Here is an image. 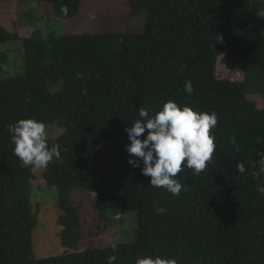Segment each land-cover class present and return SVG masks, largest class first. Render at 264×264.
Segmentation results:
<instances>
[{
  "label": "trees",
  "instance_id": "16d2710c",
  "mask_svg": "<svg viewBox=\"0 0 264 264\" xmlns=\"http://www.w3.org/2000/svg\"><path fill=\"white\" fill-rule=\"evenodd\" d=\"M30 1L74 20L84 0ZM129 5L131 17L147 15L139 32L44 35L33 27L20 37L0 28V45L20 42L24 58L20 75L0 77V264H108L109 256H116L114 264H135L143 256L175 264H264V108L249 98L264 99V0ZM222 55L239 79L217 77ZM7 59L0 53V66ZM185 81L193 85L191 95ZM168 100L218 117L213 158L199 175L187 167L178 173L186 189L179 196L150 187V177L129 165L126 151L125 129L139 118V108L154 115ZM28 118L63 130L48 138L60 158L42 178L58 189L60 240L73 252L33 253L34 168L13 154L8 132V125ZM80 191L93 201L99 223L107 213L135 211L137 239L77 251L85 234L82 214L89 211L74 199ZM157 207L166 211L157 215Z\"/></svg>",
  "mask_w": 264,
  "mask_h": 264
},
{
  "label": "rangeland",
  "instance_id": "374dc122",
  "mask_svg": "<svg viewBox=\"0 0 264 264\" xmlns=\"http://www.w3.org/2000/svg\"><path fill=\"white\" fill-rule=\"evenodd\" d=\"M147 22L145 11L131 17L129 0H84L81 13L74 20L57 18L52 8L41 1H17L0 0V28L9 32L18 33L20 37H26L38 29L42 34H82L98 31H141ZM34 27V28H33ZM264 36V31L263 34ZM19 43L0 45V53L6 52L8 59L6 64L0 66V77H16L23 72V49L20 51ZM217 77L237 80L241 74L231 71L226 66L224 55L218 59L216 67ZM259 107L264 108V99L260 96L249 95ZM49 137H57L62 129L56 125H46ZM45 168L34 169L32 181L33 212L37 215V225L32 232L33 253L37 258L62 255L65 252H73L75 249L62 246L60 240L61 227L58 224L60 210L57 206L58 189L56 186H48L42 174ZM83 192V193H81ZM75 201L89 207L88 214L83 212L85 220V234L76 249L104 248L112 245L131 243L137 239L139 230L138 216L135 211L121 214L107 213L104 222L93 220L96 214L84 191L74 194ZM85 211V210H83ZM100 227V228H99Z\"/></svg>",
  "mask_w": 264,
  "mask_h": 264
},
{
  "label": "clouds",
  "instance_id": "9594fccd",
  "mask_svg": "<svg viewBox=\"0 0 264 264\" xmlns=\"http://www.w3.org/2000/svg\"><path fill=\"white\" fill-rule=\"evenodd\" d=\"M62 11L68 14L66 6ZM184 90L189 95L194 92L191 81H185ZM138 116L132 126L125 129L130 141L126 145L129 165L141 168V173L150 177V187L163 188L173 196H179L186 189L176 179L178 173L187 167L199 175L213 158L216 144L211 130L217 125V114L168 100L154 115L141 107ZM8 132L14 145L13 154L22 166L42 169L60 158L59 147H49V133L44 122L20 119L8 125ZM238 170L244 172L243 166L239 165ZM165 211L164 207L155 209L157 215ZM107 260L108 264H114L116 256H109ZM135 264H175V261L143 256L138 257Z\"/></svg>",
  "mask_w": 264,
  "mask_h": 264
}]
</instances>
